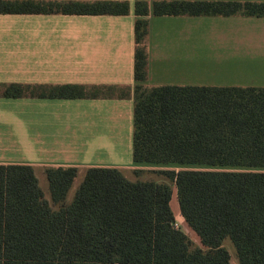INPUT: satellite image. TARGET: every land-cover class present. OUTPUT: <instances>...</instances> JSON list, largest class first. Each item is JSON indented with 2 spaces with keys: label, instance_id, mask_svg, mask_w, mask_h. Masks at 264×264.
Here are the masks:
<instances>
[{
  "label": "trees",
  "instance_id": "obj_1",
  "mask_svg": "<svg viewBox=\"0 0 264 264\" xmlns=\"http://www.w3.org/2000/svg\"><path fill=\"white\" fill-rule=\"evenodd\" d=\"M128 0H0V14L127 15ZM136 84L0 83V96L134 99L136 164L253 170L157 169L165 180L128 179L117 167L47 166L51 199L29 164H0V264H264V86L155 85L149 15L264 17V1L136 0ZM143 169H135L139 174ZM181 215L203 247L176 225Z\"/></svg>",
  "mask_w": 264,
  "mask_h": 264
},
{
  "label": "crops",
  "instance_id": "obj_2",
  "mask_svg": "<svg viewBox=\"0 0 264 264\" xmlns=\"http://www.w3.org/2000/svg\"><path fill=\"white\" fill-rule=\"evenodd\" d=\"M128 1L127 15L0 14V83L133 90L136 0ZM148 52L151 86H264V17L150 13ZM133 132V97L0 96V164L125 175L142 167L132 158Z\"/></svg>",
  "mask_w": 264,
  "mask_h": 264
},
{
  "label": "rangeland",
  "instance_id": "obj_3",
  "mask_svg": "<svg viewBox=\"0 0 264 264\" xmlns=\"http://www.w3.org/2000/svg\"><path fill=\"white\" fill-rule=\"evenodd\" d=\"M256 1V0H254ZM141 169H143V171L139 174L135 173V170L132 171H125V175L131 179V180H151V179H155V180H159V181H163L165 180L162 176H160L159 174L153 172L152 170H157V169H175V170H180L182 168H189V169H223V170H253V169H248V168H237V167H216V166H200V165H187V166H180V165H156V164H142L141 165ZM79 167V166H78ZM80 168V172L79 175L76 177L72 187L70 188L68 195H67V203L72 202L75 193L80 185V183L83 180L84 174H85V170L81 167ZM37 177L39 179V183L41 188L43 189L44 193H45V197L50 200V193H49V187H48V182L46 179V175H45V170L43 169H39L36 172ZM172 203L174 202V204L172 205V209L175 213L176 216V225L179 229L183 230L193 241L194 245L196 246H200L203 247L199 236L197 235V233L191 228L189 227V225L186 223L184 217L181 215L180 212V206L178 203V196H177V189L176 186L174 184H172ZM224 247H226V249L229 251L230 253V262L231 264H240L239 263V259H238V255H237V250L236 247L234 245V243L231 241L230 238H226L223 242Z\"/></svg>",
  "mask_w": 264,
  "mask_h": 264
},
{
  "label": "bare ground",
  "instance_id": "obj_4",
  "mask_svg": "<svg viewBox=\"0 0 264 264\" xmlns=\"http://www.w3.org/2000/svg\"><path fill=\"white\" fill-rule=\"evenodd\" d=\"M177 193V192H176ZM172 203V202H171ZM174 204V202L172 203V205Z\"/></svg>",
  "mask_w": 264,
  "mask_h": 264
}]
</instances>
